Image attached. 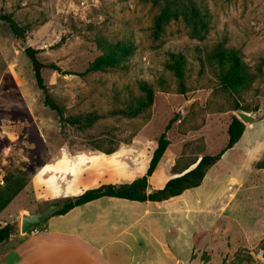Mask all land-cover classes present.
Returning <instances> with one entry per match:
<instances>
[{
	"label": "rangeland",
	"instance_id": "1",
	"mask_svg": "<svg viewBox=\"0 0 264 264\" xmlns=\"http://www.w3.org/2000/svg\"><path fill=\"white\" fill-rule=\"evenodd\" d=\"M166 1L0 0V14H13L24 28L16 35L0 19V204L25 183L1 211L0 226L11 223L21 231L24 213L44 209L28 183L66 142L110 149L139 134L158 139L175 119L168 138L180 160L189 162L222 151L233 117L244 109L258 117L245 123L243 136L258 141V160L251 165L242 152L239 165L251 200L230 212V222L223 215L199 217L194 248L178 263L167 256L157 264H264V0H177L193 17L180 13L156 32L155 18ZM125 41L135 48L120 65L85 73L109 44ZM30 45L38 49L40 75L64 116L94 114V123L63 125L45 104L26 53ZM176 63L181 75L170 67ZM233 71L247 80L227 89L223 78ZM144 83L154 88V104L128 116L124 111L146 96ZM181 240L184 251L186 237Z\"/></svg>",
	"mask_w": 264,
	"mask_h": 264
},
{
	"label": "crops",
	"instance_id": "2",
	"mask_svg": "<svg viewBox=\"0 0 264 264\" xmlns=\"http://www.w3.org/2000/svg\"><path fill=\"white\" fill-rule=\"evenodd\" d=\"M256 142L242 137L209 169L200 186L181 195L164 201L105 196L52 216L46 222L48 229L37 236L16 231L0 244V264H157L165 263L167 256L178 263L194 248L199 217L223 215L230 222V212L245 198L251 200L247 189L252 187L239 165L242 152L243 159L251 158V165L258 160ZM157 147L156 138L140 134L111 154L66 142L32 175L28 190L37 207H46L103 184L131 183L147 172ZM235 152L232 164L225 165ZM178 159L170 144L150 177L151 188L161 189L181 175L173 169ZM182 235L184 251L179 247Z\"/></svg>",
	"mask_w": 264,
	"mask_h": 264
},
{
	"label": "trees",
	"instance_id": "3",
	"mask_svg": "<svg viewBox=\"0 0 264 264\" xmlns=\"http://www.w3.org/2000/svg\"><path fill=\"white\" fill-rule=\"evenodd\" d=\"M182 8H184V5L177 0H167L165 3V7L155 18L156 32H160L163 29L164 24L171 17H178L180 13H188V15L193 17V14H191L187 10H182ZM0 19L6 21L16 35L24 34V28L17 22L13 14L2 13L0 14ZM134 48L135 45L130 41L109 44L105 49V53L96 57L90 63L85 73L107 70L108 68H113L120 65L122 58H126L133 54ZM233 57L235 62L238 63V58L235 56ZM170 67L172 69H175L179 75L182 74L181 66L179 63H176ZM246 80V74L240 71H233L230 74H226L223 78L224 86L227 89L240 86L245 83ZM37 82L38 86L45 92V104L51 109L58 112L61 118V123L63 125L67 124L75 126L92 124L98 119V116L94 114L79 117H65L62 107L52 98L44 82V78L41 75H37ZM143 88L146 92L145 98L137 102V104L130 110L124 111V113H126L128 116L136 117L154 104L155 91L153 86L144 83ZM175 121V119H172L166 126V130L157 139L158 147L153 153L147 172L142 177L137 178L131 183L103 184L96 188L87 189L82 194L63 201L65 203V206L55 215L65 214L77 206L89 203L93 200L105 196L119 197L136 201H164L172 197L181 195L188 189L200 186L209 169L222 159L224 153L227 150L234 147L240 141L246 130V124L238 116H234L228 128L229 140L222 151H220L218 154H203L201 157H198L189 162H185L184 159L180 160L179 158L173 169L175 172L181 173V175L171 178L161 189L152 188L153 191L149 193L148 188L152 187L150 184V177L155 172L160 160L171 144V141L168 138V131ZM118 147L119 145L110 149H103L101 147L96 148L104 151L107 154H111L115 152ZM194 164H196V166L190 169V167ZM24 187L25 183H21L14 190L15 192L13 194L5 197L2 200L0 204V213L9 203H11L15 195H17ZM16 231L17 227L11 223L0 226V244L9 239L10 236Z\"/></svg>",
	"mask_w": 264,
	"mask_h": 264
},
{
	"label": "water",
	"instance_id": "4",
	"mask_svg": "<svg viewBox=\"0 0 264 264\" xmlns=\"http://www.w3.org/2000/svg\"><path fill=\"white\" fill-rule=\"evenodd\" d=\"M37 52L38 49L34 48L31 45L26 48V53L32 59L36 73L40 75L42 63L37 57ZM237 114L244 123H252L258 120V117L255 113L248 112L244 109H239ZM152 191V188H148L149 193H151ZM64 206V202H54L40 211L34 213H24L22 215L20 224L21 232L26 234L37 225L48 222V220L57 212H59Z\"/></svg>",
	"mask_w": 264,
	"mask_h": 264
},
{
	"label": "built area",
	"instance_id": "5",
	"mask_svg": "<svg viewBox=\"0 0 264 264\" xmlns=\"http://www.w3.org/2000/svg\"><path fill=\"white\" fill-rule=\"evenodd\" d=\"M48 229L46 223H42L37 225L36 227H34L33 229H31L28 234L32 235V236H37L39 234H41L42 232L46 231Z\"/></svg>",
	"mask_w": 264,
	"mask_h": 264
}]
</instances>
